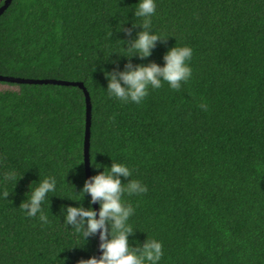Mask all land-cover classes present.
I'll return each mask as SVG.
<instances>
[{
	"label": "trees",
	"instance_id": "obj_1",
	"mask_svg": "<svg viewBox=\"0 0 264 264\" xmlns=\"http://www.w3.org/2000/svg\"><path fill=\"white\" fill-rule=\"evenodd\" d=\"M0 75L89 93L99 264H264V0H12ZM0 83V264H95L83 89Z\"/></svg>",
	"mask_w": 264,
	"mask_h": 264
},
{
	"label": "water",
	"instance_id": "obj_2",
	"mask_svg": "<svg viewBox=\"0 0 264 264\" xmlns=\"http://www.w3.org/2000/svg\"><path fill=\"white\" fill-rule=\"evenodd\" d=\"M12 0H6L4 5L0 8V15L7 9ZM0 81L11 82V83H28V84H62V85H73L79 86L83 89L86 96V106H87V123H86V136H85V144H84V159H85V167H86V180L89 187V193L92 198V202L95 208L96 213V221H97V229H98V253L96 257L95 264H99L100 257L102 254L103 247V229L101 224L100 212L98 208V202L94 193L93 185H92V177L90 172V162H89V137H90V124H91V102L89 93L84 88V85L79 82H65V81H56V80H34V79H22V78H14L0 75Z\"/></svg>",
	"mask_w": 264,
	"mask_h": 264
},
{
	"label": "rangeland",
	"instance_id": "obj_3",
	"mask_svg": "<svg viewBox=\"0 0 264 264\" xmlns=\"http://www.w3.org/2000/svg\"><path fill=\"white\" fill-rule=\"evenodd\" d=\"M5 89H15V87H11L7 84L0 83V90H5Z\"/></svg>",
	"mask_w": 264,
	"mask_h": 264
}]
</instances>
